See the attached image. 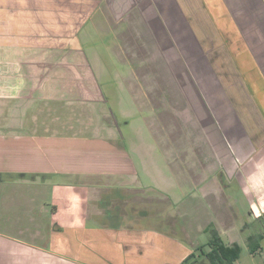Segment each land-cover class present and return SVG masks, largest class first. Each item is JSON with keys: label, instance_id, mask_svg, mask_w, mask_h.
I'll return each instance as SVG.
<instances>
[{"label": "crops", "instance_id": "crops-1", "mask_svg": "<svg viewBox=\"0 0 264 264\" xmlns=\"http://www.w3.org/2000/svg\"><path fill=\"white\" fill-rule=\"evenodd\" d=\"M54 1L0 0V86L7 100L0 104L18 112L0 127V174L43 187L54 176L69 177L72 183L64 186L83 196L84 213L69 215L65 225L54 202L40 205L32 198L36 211L53 206L51 217L48 209L30 213L47 230L10 232L3 223L0 264H181L193 251L182 217L197 208H224L223 190L236 178L249 199V218L261 220L253 215L254 208H264V189L250 185L249 172L264 161V0H204L217 2L211 9L222 20L220 34L241 42L231 49L220 36L212 59L179 0H83L82 8L62 9ZM101 50L124 70L118 71V91L121 80L133 105L163 123L164 137L149 126L151 142L162 149L175 197H169L170 187H155V163L141 159L138 136L126 141L112 123L98 127L82 120L84 110L99 113L92 105L118 94L101 90L114 70H106ZM66 61L68 80L77 82L81 97L69 103L75 105L72 117L59 123L46 112L43 120L24 119L34 106L43 111L33 96L45 82L63 79ZM73 124L79 131L65 134ZM60 125L63 131H57ZM102 127L105 134L96 136ZM253 131L260 137L254 141ZM219 168L229 179L224 188ZM220 215L214 221L225 222ZM156 218L162 219L158 226ZM258 251L260 245L251 255Z\"/></svg>", "mask_w": 264, "mask_h": 264}, {"label": "rangeland", "instance_id": "rangeland-1", "mask_svg": "<svg viewBox=\"0 0 264 264\" xmlns=\"http://www.w3.org/2000/svg\"><path fill=\"white\" fill-rule=\"evenodd\" d=\"M56 1H58L61 9L64 8V6L66 8L73 7L74 6L73 4H76L77 7H80L83 2V0H56ZM56 1H54L53 3L55 4ZM179 1L181 3L182 8L184 9V12H186L187 14V18L190 26H192V28H194L196 30V33L198 34L197 36L199 38L200 44L204 46V48L206 49L207 58L212 59L214 55V51H216V46L218 44H222V42L220 41L221 38L224 39L223 34H220V26L222 25L221 24L222 20L221 18L218 19L216 14L213 13L214 11L211 9L214 8L211 6H214V4H216L217 2L210 4L207 3V1L202 0V7L198 8L197 7L198 5L195 0H179ZM82 7L83 6H81V8ZM212 26L213 29L211 28ZM204 27L205 28L208 27V29L206 30ZM222 29L224 30L223 27ZM62 39L63 38H61V40ZM93 42L94 41L92 42L90 41L89 43L91 44ZM97 45L99 44L97 43L92 46H97ZM225 45L228 46L229 44L225 42ZM216 55L218 54H215L214 56ZM101 56H102L101 61L102 62L106 61L104 64L106 70L107 68L109 69L114 68V70L111 69L107 71V74L105 75L104 78L105 82L102 81L104 88H101V90L103 91V93H107L109 87H111L112 93L117 91L118 94L117 95L115 94L113 96L112 95L104 96L103 101L94 103L92 106H95L99 110V113L97 112L94 113L93 111L94 109L91 107H89V109L84 110L83 111L84 116H81L82 120L96 121L98 127L101 126L105 127L108 123H112V125L114 126L116 125L119 127L120 132L123 133L126 141H130V137L133 136V134H134V139L136 136H138L136 143L138 146V152L141 156V159L149 158L155 163V168H156L155 169L156 181L154 183L155 187H160V186H165L167 188L170 187L171 192H169L170 193L169 197H175V195H177L175 190L176 182L170 177L168 171L166 170V168H164L162 164V160H161L162 149L160 148V145L156 143L157 141L154 144L151 142V139H155V136L153 135L154 132L157 135L164 137L166 130L165 127H163L162 125L163 123H160L157 120V118L154 119V115H153L154 112L152 111H150V113L148 111H146V113L140 112V110L133 105V102H131V98L127 97V93L125 92L124 89L126 87L121 82V80H120L121 88L118 91L119 85H118L117 77L120 78V73H122L124 70L122 66L114 67L112 65V61L110 60V57L106 54L105 50H101ZM108 60H110L109 63L111 65L107 63ZM60 71L63 75V79H60L58 82H53V83L45 82L43 84L41 94L37 96H33L37 99V102H35L34 104L40 106L43 111L41 112L38 111L37 108L39 107L34 106L32 107V110H29L28 112L26 110V113H22V115H24L23 117L24 119L26 117V119L29 120L30 117L34 116L36 118H39L40 120H43L44 117L48 115L46 112L52 113V115H55V117L58 116L59 123H62L63 120L69 117L70 118L72 117L71 110L73 109L75 110L74 107L75 105H71L69 103L71 101L75 102V100L76 101L81 100V97L76 95V92L74 90V88H76L77 82L68 80L67 73L70 72L67 61L66 64L63 67H61ZM73 72L75 71L73 70L71 74H73ZM98 81H99V85H101L102 82L100 80ZM91 83L92 82H90V84ZM5 94L6 93L3 91V89L0 86V102L6 100V99L4 100L2 97ZM10 94L13 95L14 92L12 91V93ZM50 102L52 103L49 104ZM77 107H81V106H77ZM9 108L10 105L4 107L3 104H0V127L4 128V126L7 125L9 116L12 115V113L18 114V112L9 111L8 110ZM105 115L108 116L107 120L103 119V116ZM154 124L157 126V129L154 130V132H152L149 126H154ZM73 125L75 129L72 130L67 129L65 130V134L70 133V131L73 130L74 133H77L79 131V128H77L75 124ZM62 127H64V125H60L57 131H63ZM104 127L101 128L100 130L101 133L99 132L100 134L96 136H103L105 134V131L102 132V129ZM60 134H64V132H61ZM86 136L88 135L86 134ZM218 170L219 171H217V178L219 174H222V176L224 174L223 173L224 171L221 168H219ZM54 177L55 178H53L46 185L47 187H43V184L39 182H37V184L15 183L16 181H14V179H13L14 182L12 181L0 182V229H3L5 227V224L3 223L7 222L6 224H9L8 229L10 230V232L11 231L14 232L16 228L18 229L22 228V229H26L25 230L26 232L28 230L29 233H32L38 230V228L41 225L44 226H42L40 229L45 230L46 224L45 223L41 224L38 221V219L34 218V216L32 218V216L30 215L32 210L36 211L34 210L35 207L32 206V201H31L32 198H36V201H38V204L40 205L48 202L50 203L54 202L53 204L55 205V209L59 214L61 221L65 225H69L68 221L70 220L66 219L69 215L71 217H79V218L83 217V213H84L83 203H85L83 196L77 193L79 191H75L72 188H66L67 186H64L67 184H71L72 183L71 179H67L69 177H62V176H54ZM223 177L225 178V180L227 181L229 180L225 174ZM236 180L238 181V182L236 181L237 184L234 181H232L223 190L224 193L222 197L227 201L224 208L220 207L218 212H216L215 209H209L206 207H203L201 210L197 208L194 210L193 214H191V211H189L190 214H188V216L182 217L183 219L181 218L183 221V225L186 229V235L189 237V239L186 238L184 240L191 246L195 254V257L193 259L194 260L193 264H209L208 261L204 258V256L200 255V251H199V248H202V250H204L205 252L209 250V248L206 247V243L211 239V234L210 232L203 231L204 228L206 227L215 229L219 234V236L221 237V239L223 240V242L227 244H231L235 242L241 246L242 251L239 259L235 264H264V223H263L264 219L254 221L249 218L248 215L249 207H250L249 199L247 198V195L244 192L240 180H238L237 178ZM249 180L251 183L249 184L253 185L255 188L261 187L259 191L264 189V161H260L256 166L251 167L249 172ZM220 185L222 186L221 183ZM39 189L41 190V192ZM39 208H41V210L44 209V211L45 209H48L47 212L48 217H51L50 214H52L54 211L52 205H50V207L40 206ZM39 208L37 209V211L39 210ZM215 213H220L221 214L220 216L224 218L226 217L227 220L225 222L214 221ZM263 213H264V208L263 209L254 208L255 215L253 214L252 215L253 218H255V216H258L260 219L261 217L260 215H262ZM156 219H157L156 226H158L161 223L160 221H162V219L161 218H156ZM212 222H214V224H211ZM170 231L172 234L175 233L174 231H172V229ZM177 233L175 235H177ZM258 235L262 236L261 240H257L258 244L260 245L261 251H258L254 255H251V253L249 252L248 240L246 238L249 236H254L258 238ZM177 237H180V233H178Z\"/></svg>", "mask_w": 264, "mask_h": 264}, {"label": "trees", "instance_id": "trees-1", "mask_svg": "<svg viewBox=\"0 0 264 264\" xmlns=\"http://www.w3.org/2000/svg\"><path fill=\"white\" fill-rule=\"evenodd\" d=\"M219 181L224 187L227 183L222 174H219ZM13 179H16V176L7 175L3 176L0 174V182H11ZM262 217V218H261ZM260 219H264V213L261 215ZM204 232H210L211 239L206 243V247L209 248L207 252L199 248L200 255H203L204 258L208 261L209 264H235L240 257L242 248L237 243L226 244L218 235L215 229L205 228ZM262 236L250 237L248 240L249 252L253 254L259 249V244L257 240H261ZM195 254L194 251L190 252L188 256L182 261L181 264H193ZM191 261V262H190Z\"/></svg>", "mask_w": 264, "mask_h": 264}, {"label": "flooded vegetation", "instance_id": "flooded-vegetation-1", "mask_svg": "<svg viewBox=\"0 0 264 264\" xmlns=\"http://www.w3.org/2000/svg\"><path fill=\"white\" fill-rule=\"evenodd\" d=\"M224 36V35H223ZM224 39H225V42H227L229 45L228 46H230L231 47V49L233 48V45L235 46V44L237 43V44H240L241 42L239 41V40H237L235 37L233 38V36H232V34L231 33H226L225 34V36H224ZM237 51V50H236ZM235 53L236 52H233V54H234V56H235ZM235 59H237V57L235 58ZM254 132V131H253ZM256 132V131H255ZM253 133L252 135H251V140H256V139H259L258 138V136H257V134L256 133ZM193 260V259H192Z\"/></svg>", "mask_w": 264, "mask_h": 264}]
</instances>
